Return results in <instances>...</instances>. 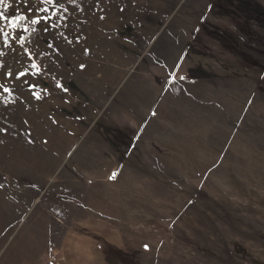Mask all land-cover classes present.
Returning <instances> with one entry per match:
<instances>
[{"label": "rangeland", "instance_id": "obj_1", "mask_svg": "<svg viewBox=\"0 0 264 264\" xmlns=\"http://www.w3.org/2000/svg\"><path fill=\"white\" fill-rule=\"evenodd\" d=\"M7 3L0 264H264V0Z\"/></svg>", "mask_w": 264, "mask_h": 264}, {"label": "snow or ice", "instance_id": "obj_2", "mask_svg": "<svg viewBox=\"0 0 264 264\" xmlns=\"http://www.w3.org/2000/svg\"><path fill=\"white\" fill-rule=\"evenodd\" d=\"M54 2L58 3L59 0H40V3L48 4V5H52ZM70 2L71 3H75V0H70ZM0 7L7 8L8 7L7 0H0ZM27 11L28 12H33V17L29 20V24H31V25H40L44 32H48L50 27H56V24H46V23L45 24H41L42 21H44V22L51 21L52 16L56 15L55 12H53L51 16L47 15L48 8H39V7H37L35 10H33L31 7H29L27 9ZM39 12H43V13H45V15H43V16L36 15V13H39ZM26 19H27V17L25 15H22V14L14 15V16H12L9 19L7 16H5L3 11H0V21L6 20L7 21V25L10 28L18 27ZM60 19H64V17H60ZM24 27H25L26 31H30L32 33L36 32V28L29 29L27 25H25ZM0 33H3V28H0ZM25 39L26 38L24 36H19L17 42L23 44ZM49 47H51V45H49ZM25 51H27V49H25ZM2 55H3V53L0 52V56H2ZM81 67H84V66L81 65ZM32 68L35 69L37 72L40 71L39 67L35 63L32 64ZM18 75L22 77V76H24V72H20V73H18ZM181 79H183V77H181ZM0 87H2V85H0ZM31 87H35V85H31ZM57 87H62L59 82H57ZM3 90L5 92L9 91L8 88H4ZM64 90L67 91V89H64ZM36 95H37V98H39L38 94H36ZM115 176H116V173H113L112 176L109 177V179H114ZM145 247L147 248L148 246L145 245Z\"/></svg>", "mask_w": 264, "mask_h": 264}, {"label": "trees", "instance_id": "obj_3", "mask_svg": "<svg viewBox=\"0 0 264 264\" xmlns=\"http://www.w3.org/2000/svg\"><path fill=\"white\" fill-rule=\"evenodd\" d=\"M29 20H30V19H26V20L23 21L22 23H26L29 29L34 28V25L29 24ZM22 23H21V24H22ZM21 24H20V25H21ZM35 33H36V32H35ZM35 33H32V32H30V31H26V30H24V31L21 33V36H24L26 39H31V38H33V36L35 35Z\"/></svg>", "mask_w": 264, "mask_h": 264}, {"label": "crops", "instance_id": "obj_4", "mask_svg": "<svg viewBox=\"0 0 264 264\" xmlns=\"http://www.w3.org/2000/svg\"><path fill=\"white\" fill-rule=\"evenodd\" d=\"M105 248H107V245L105 246Z\"/></svg>", "mask_w": 264, "mask_h": 264}]
</instances>
